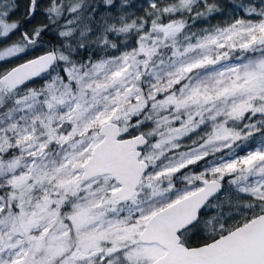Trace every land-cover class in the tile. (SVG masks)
<instances>
[{"label": "snow or ice", "instance_id": "obj_1", "mask_svg": "<svg viewBox=\"0 0 264 264\" xmlns=\"http://www.w3.org/2000/svg\"><path fill=\"white\" fill-rule=\"evenodd\" d=\"M0 264H264V0H0Z\"/></svg>", "mask_w": 264, "mask_h": 264}, {"label": "trees", "instance_id": "obj_2", "mask_svg": "<svg viewBox=\"0 0 264 264\" xmlns=\"http://www.w3.org/2000/svg\"><path fill=\"white\" fill-rule=\"evenodd\" d=\"M228 0H224V3L227 4ZM226 17H217L216 19H214L212 22L213 23H216L218 20H221V19H225ZM40 18L37 17V20H39Z\"/></svg>", "mask_w": 264, "mask_h": 264}]
</instances>
